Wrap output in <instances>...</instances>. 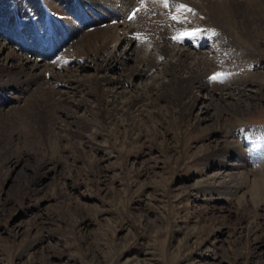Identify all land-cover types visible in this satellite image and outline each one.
<instances>
[{"label": "rangeland", "instance_id": "rangeland-1", "mask_svg": "<svg viewBox=\"0 0 264 264\" xmlns=\"http://www.w3.org/2000/svg\"><path fill=\"white\" fill-rule=\"evenodd\" d=\"M39 1L0 0V41L5 45L0 50L15 48L7 37L27 50L47 49L52 61L61 65L63 54L52 53L48 38L40 37L42 33L34 37L40 18L32 4ZM116 2H107L114 16L123 9ZM221 4L209 3L217 19ZM41 7L45 17L64 22L65 16L47 12L43 3ZM141 26L143 34L151 30ZM70 27L90 38L101 28L78 21H71ZM141 28L132 46L138 51L144 43ZM172 29L176 31L171 38L181 33ZM53 34L60 38L64 32L59 28ZM259 43L258 55L247 52L237 60L232 50L227 55L230 64L224 71L231 74L224 79L242 77L235 81L245 90L239 94L243 102L231 101L230 110L218 105L219 91L214 88L222 80L210 81L207 73L199 83L209 92H196L199 101L192 109L194 117L204 118L193 124L175 119L137 125L134 120V128L124 121L113 130L114 124L106 120L90 119L91 101L90 109L68 103L43 111L35 121L20 104L19 113L28 120L11 114L0 127V264H264V40ZM185 45L181 49L194 51ZM126 47L123 42L119 51L132 63L133 53ZM206 50L198 52L210 57ZM158 71L121 85L116 83L121 73L114 66L105 72L114 83L106 93L141 91L154 77L162 80L156 77ZM75 77L88 85L94 70L84 66ZM64 91L70 99L83 95L69 87ZM3 96L6 107H14L13 90ZM163 102L158 99L157 106ZM55 119L62 128L81 132L73 149L60 137L52 142L58 132L52 126ZM30 121L37 127L29 135ZM17 133L19 140L12 142L10 136ZM11 145L16 146L10 147V154ZM224 145L234 153L220 152Z\"/></svg>", "mask_w": 264, "mask_h": 264}, {"label": "bare ground", "instance_id": "bare-ground-1", "mask_svg": "<svg viewBox=\"0 0 264 264\" xmlns=\"http://www.w3.org/2000/svg\"><path fill=\"white\" fill-rule=\"evenodd\" d=\"M109 1L111 0H44V2L40 0L38 3L32 4L33 10H36V16L40 18L34 37H38L42 33L40 37L46 36L48 38L47 45H51L52 53L54 55L58 52L63 54L61 65L55 58L52 61L49 57L50 54L46 53L47 49H36V47L28 45L31 49L27 50L20 42H11L12 39L5 38L7 44L11 43L15 48L12 47L10 52L9 50L6 52L0 50V127L3 121L7 120L6 117H12L11 114L17 116V120L21 121L25 118L26 121L28 120L29 117H23L22 113H19L22 106L20 104H23L25 109L34 114L29 120L36 121L41 120L45 114H42L43 111L61 108L68 103L87 106L90 109V101L94 103L93 108H91L93 110H90V119L106 120V123L114 124L113 130L119 129L124 121L130 127L146 121L155 124L156 120L175 119L185 120V124L192 121L191 124H193V120L200 121L204 118L199 115L194 117L192 113V109L199 101V96L195 93L204 90V88L208 91V88H203L199 82L205 79L204 76L207 73L222 72V56H219V60L215 61L212 56L201 54L196 49H194L195 52H186L181 49L183 44L180 46L173 43L172 40H191V36L185 35L181 39H174V37L181 33L193 32L194 29L202 28V26L208 27L210 32L219 37L218 44L220 47L217 45L216 48L221 51L222 46H225L226 50L228 47V54L231 56L230 50H232L234 59L242 58L247 55V52L258 55L262 46L259 43L260 38L264 40V0H150L143 3L139 10H134V17L141 15L140 19L137 20L134 17L131 19L125 17L129 11V6L135 3L134 0H122L121 8L123 9L115 10L117 16L112 14L109 6L107 7ZM220 1L222 8H220L221 11H218L221 14L218 15L217 19L210 13L209 3ZM42 3L47 8V12L55 14V16H65L64 22L61 23L51 17H45V12H41ZM180 5L194 7V19L186 20L182 17L184 11L180 16L181 9H186L180 8ZM168 13L171 14L170 17L167 16ZM202 15L204 18L201 19V23L204 25L199 20L197 21L199 24L194 23L196 18ZM71 21L101 28L94 32L93 38H90L88 35H80L71 29ZM216 22L219 26L221 24L223 29L219 28ZM141 25L150 27L151 34L148 35L145 32L143 34ZM167 26L178 28L181 31L180 34L169 39L171 42L164 36V30ZM59 28L64 32L60 38L53 34V30ZM139 28H141L140 34L144 36V40L147 42L142 43V48H139L138 51L136 48L134 50L132 46L136 42V29ZM199 37H195V39L200 40ZM123 42L126 43L127 47L130 46V49L126 51L131 50L133 53L132 63L125 62L126 57L122 55L123 51H119ZM42 43L44 42L42 41ZM0 45L5 46L2 41H0ZM120 54L122 57H119ZM227 63L225 62L223 65ZM113 64L121 73L117 84L122 85L131 82L134 77L149 76L154 73V70H159L156 77L159 75L158 78L161 77L162 80L156 82L154 77L149 84L144 85L141 91L137 89L135 92L127 91L125 94L123 91L106 93V88L114 87V83L105 75L108 69L114 67ZM84 66H90L94 70V77L88 85L79 84L80 81L75 77V72ZM232 78L222 82L218 88L214 82L217 85L214 89L219 91L218 105L223 103L228 110H230L228 106L232 104L231 101L234 100V105L243 102L242 96L240 98L239 95L242 94L243 87L238 86V82L235 81V79H242V77ZM68 87L82 93V97H79V100L68 98L64 91ZM7 90H13L16 96L14 107H11L13 110L10 107L7 108V101H4L3 92ZM20 96L22 99H17ZM84 96H87L89 101ZM158 99L164 100L165 104L162 107L157 106ZM210 99L215 100L212 96ZM203 108H207L206 105ZM233 111L234 113L237 112L236 110ZM55 120L52 126H55V130L60 131V133L54 134L56 132L54 131V139L50 140L56 143L60 137L64 142H67V148L73 149L74 138H78L81 132L64 129L57 121L58 119ZM30 122L33 124L30 125L32 129L28 132L29 135L36 133L34 128L37 127L36 122ZM97 123L101 125L102 122ZM24 128L23 131L26 130ZM19 134L10 136L12 142L19 140ZM37 134L40 136L38 140L42 141L38 131ZM12 146L16 145L9 146L8 152L10 154L12 153L13 148H10ZM220 152L234 153L232 147L225 145L220 148ZM256 210L258 209L255 208L253 211L256 213ZM249 218L255 220L253 214Z\"/></svg>", "mask_w": 264, "mask_h": 264}, {"label": "snow or ice", "instance_id": "snow-or-ice-1", "mask_svg": "<svg viewBox=\"0 0 264 264\" xmlns=\"http://www.w3.org/2000/svg\"><path fill=\"white\" fill-rule=\"evenodd\" d=\"M184 7H186V6L185 5H180V8H184ZM173 18L175 19V17H173ZM199 31H200V29H196L194 32L181 33L180 35L174 37V39H181L185 35H187V36L195 35ZM223 75H224L223 73H216L212 77H210V79L211 80H217V79H220Z\"/></svg>", "mask_w": 264, "mask_h": 264}]
</instances>
